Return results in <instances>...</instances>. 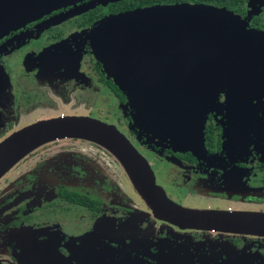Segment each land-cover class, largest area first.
Instances as JSON below:
<instances>
[{
  "label": "flooded vegetation",
  "instance_id": "flooded-vegetation-1",
  "mask_svg": "<svg viewBox=\"0 0 264 264\" xmlns=\"http://www.w3.org/2000/svg\"><path fill=\"white\" fill-rule=\"evenodd\" d=\"M103 1L76 2L0 38V137L65 116H41L18 128L14 123L25 114L58 111L68 103H82L79 111L93 119L89 107L97 93L109 94L135 142L173 164L164 167L162 179L148 164L170 201L192 210L196 205L209 211L264 213V40L256 44L258 55L249 59L257 73L248 86L239 83L233 100L225 91L218 94V111L207 114L204 122L205 156L198 160L153 145L132 129L127 101L112 90L116 87L94 59L87 33L112 15L110 6L136 0ZM152 4L221 10L264 39V0ZM117 131L145 159L130 136ZM185 197L190 198L186 203ZM202 200L209 203L202 207ZM0 264H264V237L181 230L163 222L152 215L107 150L86 140L60 139L37 147L0 178Z\"/></svg>",
  "mask_w": 264,
  "mask_h": 264
},
{
  "label": "water",
  "instance_id": "water-1",
  "mask_svg": "<svg viewBox=\"0 0 264 264\" xmlns=\"http://www.w3.org/2000/svg\"><path fill=\"white\" fill-rule=\"evenodd\" d=\"M80 1L0 0V38ZM87 37L101 71L125 97L146 137L195 158L205 156L206 113L219 93L225 91L233 100L239 83L248 86L257 73L249 59L258 55L256 44L263 40L229 13L188 4L108 15ZM60 139L86 140L107 150L152 215L163 222L181 230L264 237V213L192 210L170 201L124 136L88 117L36 121L1 140L0 178L37 147Z\"/></svg>",
  "mask_w": 264,
  "mask_h": 264
},
{
  "label": "rangeland",
  "instance_id": "rangeland-1",
  "mask_svg": "<svg viewBox=\"0 0 264 264\" xmlns=\"http://www.w3.org/2000/svg\"><path fill=\"white\" fill-rule=\"evenodd\" d=\"M60 77H62V76H60ZM67 79L68 78H64V80H67ZM97 94H98V96L96 98V103L90 105V107H89V112H91L93 114V115H91V117H93V119H96V120L99 119L100 121H103V122H106V123H110V125L115 127L117 130H119V131H121V132H123L125 134L127 133L130 136L128 138L134 144L136 149H138L142 153V155L145 156V159H147V162L151 166V168L154 171L155 175L161 178L160 174H162L163 172L166 173V171H167V169H164V167L168 168L169 166H173V164H171V162H169L165 157H162V156H159V155H156V154H150V153L146 152V150L141 148L135 142L133 137L128 133L127 124H126V122H125V120H124V118L122 116L120 107L116 103V100H114L113 98H109L108 97L109 94H100V93H97ZM61 95H63V93H61ZM216 103H217V99H216L215 105L212 106L213 108H211L206 113V116L209 113L215 112V110L218 111L217 109H218L219 106H217ZM127 107L129 109L128 112H129L130 119L133 122L132 129H136L138 131H141V134H143L145 136L147 142H151L153 145H159V146H163V147L167 148L164 144L158 143L155 139L150 138V136L146 137V135L144 134L143 130L138 128V125H137V123L135 121V118L133 116L134 114H133V111H132L130 105L127 104ZM83 108H84V106H83L82 103H77V104L68 103V104H65L64 106L58 108L59 109L58 111H53V112H51V111H42L40 114H38L36 116L35 115L29 116V115L25 114L24 116L18 117L17 120L14 121V123L16 125L15 128H18V127H20V126H22V125H24V124H26L28 122H33L35 119H38L41 116L44 117V118H50V117H55V116L57 117L59 114H64L65 113L66 117L67 116L84 117L85 114H83L82 111H79L80 109H83ZM124 114H125V112H124ZM4 138H5L4 136H1L0 137V141L2 139H4ZM203 147H204V133H203ZM204 151H205V148H204ZM180 153H189V152H180ZM196 158L198 160H200V159H203L204 156H201L200 158H198V156H197ZM161 168H163V169H161ZM172 186L176 187L177 185L172 184ZM173 191L174 190H171V192H173ZM168 196H170V195H168ZM184 196H186V195H184ZM186 199H187V201L184 200L183 202H185V203L188 202L190 198L187 197ZM211 202H210V207H214V204L213 203L211 204ZM201 203H203L202 207H204L209 202H207L205 200H202ZM262 206H264V204ZM192 207L194 208V210H196V209H200V210L201 209H205V208H199L196 205L195 206L193 205ZM248 207L250 208V206H248ZM251 208H255L256 209L257 207H255V206L252 207L251 206ZM263 210H264V208H263Z\"/></svg>",
  "mask_w": 264,
  "mask_h": 264
},
{
  "label": "trees",
  "instance_id": "trees-1",
  "mask_svg": "<svg viewBox=\"0 0 264 264\" xmlns=\"http://www.w3.org/2000/svg\"><path fill=\"white\" fill-rule=\"evenodd\" d=\"M156 0H136V4H126V3H121V4H114L112 6H110L108 9L110 11V13H112V15L121 13V12H126V11H130L136 8H143V6L145 7H150V6H154V5H160V4H152L153 2H155ZM138 2V4H137ZM99 15H97L98 17ZM114 91V93L120 97V93L118 92L117 88H113L112 89Z\"/></svg>",
  "mask_w": 264,
  "mask_h": 264
}]
</instances>
